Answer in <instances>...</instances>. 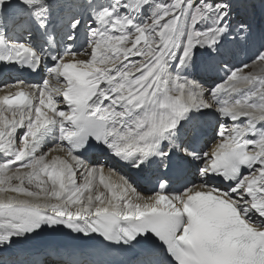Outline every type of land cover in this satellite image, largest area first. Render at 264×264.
Instances as JSON below:
<instances>
[{
    "label": "snow or ice",
    "instance_id": "1",
    "mask_svg": "<svg viewBox=\"0 0 264 264\" xmlns=\"http://www.w3.org/2000/svg\"><path fill=\"white\" fill-rule=\"evenodd\" d=\"M0 81V264H264V0H0Z\"/></svg>",
    "mask_w": 264,
    "mask_h": 264
},
{
    "label": "bare ground",
    "instance_id": "2",
    "mask_svg": "<svg viewBox=\"0 0 264 264\" xmlns=\"http://www.w3.org/2000/svg\"><path fill=\"white\" fill-rule=\"evenodd\" d=\"M61 2L73 3L75 0H61ZM42 245L43 243L40 241L29 242L27 245H21V248L24 250L21 251L16 258L19 260L33 259L35 258V249L41 247ZM6 258H8V254L0 252V261Z\"/></svg>",
    "mask_w": 264,
    "mask_h": 264
}]
</instances>
